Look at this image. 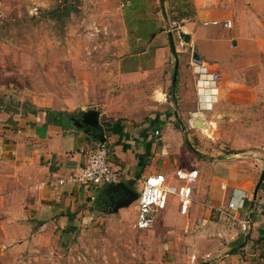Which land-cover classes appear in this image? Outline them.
I'll return each mask as SVG.
<instances>
[{
	"label": "crops",
	"instance_id": "1",
	"mask_svg": "<svg viewBox=\"0 0 264 264\" xmlns=\"http://www.w3.org/2000/svg\"><path fill=\"white\" fill-rule=\"evenodd\" d=\"M232 1L124 0L122 14L124 22L129 24L128 38L134 40L131 39L122 61L121 78L130 85L141 86L159 72L167 78L172 76V88L177 87L176 97L180 98L178 105L184 104L191 94V84L181 76V70L179 74V67L174 81L177 58L171 47L170 32L174 39L176 33L167 24L181 22V30L191 34L197 49L205 52L207 47H212L210 53L217 58L212 41L220 30L213 28L214 36L208 40L201 24L227 20L231 25L225 26L226 29L231 27L230 10L224 11L219 6L231 7ZM185 19L191 21L183 22ZM207 40L208 45L204 42ZM171 57L175 59V67L168 75ZM216 86L218 89L214 91L199 92L196 84L201 100L198 110L207 109L217 100L221 88ZM208 94H214L210 96L213 100L203 101ZM159 101V107L164 108L142 119L96 109L103 126L102 135L100 129L86 132V128L72 120V117L80 118L87 111L84 108L72 115L58 111L67 114L63 122L46 110L6 117L0 132L2 253H6L3 247L7 242L20 238H23L20 246H36L39 254L50 245L58 248L63 240L70 248L82 242L86 244V240L93 243L103 239L104 247L131 240L140 247L151 245L156 249L154 253L159 247L161 253L166 251V258L148 260L146 264H264V181L254 199L257 183L253 161H233V168L214 164L209 169L201 164L203 161L192 156L190 143L175 130L179 127V117L186 111L172 110L166 98ZM189 113L192 123L199 120L196 116L200 112ZM181 131L184 132V127ZM97 135L110 149V158L121 172V181L139 195L151 175L163 174L168 182L179 185L177 170H198L189 212H181L180 199L176 196L172 201H177V210L165 208L155 216L151 226L141 228L138 199L127 207L115 208L111 197L118 200L121 196L107 194L109 185L59 184V179L77 173L86 163L84 151L96 149L101 143ZM50 179L55 182L53 185L35 187ZM243 193L246 194L243 205L230 208L229 202H239ZM39 256L45 259L44 253ZM54 257H51L54 263L62 261Z\"/></svg>",
	"mask_w": 264,
	"mask_h": 264
},
{
	"label": "rangeland",
	"instance_id": "2",
	"mask_svg": "<svg viewBox=\"0 0 264 264\" xmlns=\"http://www.w3.org/2000/svg\"><path fill=\"white\" fill-rule=\"evenodd\" d=\"M123 1L0 0V132L6 117L32 110L72 115L82 108L99 109L142 119L164 108L159 100L166 98L172 110L186 111L175 130L192 146V156L209 169L214 164L233 168V161L252 160L257 183L264 168V0H233L231 7L219 6L230 10L233 24L227 29L231 25L227 20L201 24L208 40L214 36L213 28L220 30L212 41L217 58L211 55L212 47L198 50L195 40L183 41L178 26L167 24L175 28L179 74L181 70L191 84V94L181 106L172 76L159 72L141 86L121 78L122 61L134 40L128 38ZM193 51L203 55L202 65H210L209 70L221 76L219 96L204 110L197 108L199 64L192 60ZM170 59L168 75L175 67L174 57ZM207 100L213 98L208 95L203 101ZM193 110L204 117L203 125L191 122ZM174 198H169L168 211L178 209ZM20 240L7 242L5 254L0 247V264H146L166 258L160 247L154 253L151 245L140 247L131 240L104 247L103 239H98L72 248L63 240L56 249L46 247L42 259L36 246H20ZM52 255L62 261L54 263Z\"/></svg>",
	"mask_w": 264,
	"mask_h": 264
},
{
	"label": "built area",
	"instance_id": "3",
	"mask_svg": "<svg viewBox=\"0 0 264 264\" xmlns=\"http://www.w3.org/2000/svg\"><path fill=\"white\" fill-rule=\"evenodd\" d=\"M191 21L185 19L183 22ZM181 22H173L181 30ZM221 80L219 72L210 71L207 66H196V83L198 91L201 92L212 89H218L216 84ZM215 93V92H214ZM214 97V94H208ZM87 161L80 170L67 178L58 180L59 184L72 183L84 186L91 185H111L121 181V172L115 168L110 156V149L106 143H100L96 149L84 151ZM176 178L181 182L179 185H173L167 181L163 174H154L149 176L144 183L138 198L140 218L138 225L141 228L151 226L155 216L163 211L168 204L171 195L178 196L180 199V209L183 214L189 212L192 204L193 185L199 178V171L179 169L176 171ZM55 182L50 179L37 184L35 187H45L53 185ZM246 194H242L239 202L230 201L229 207L235 208L242 206ZM248 223V221H246ZM82 258V257H80Z\"/></svg>",
	"mask_w": 264,
	"mask_h": 264
},
{
	"label": "water",
	"instance_id": "4",
	"mask_svg": "<svg viewBox=\"0 0 264 264\" xmlns=\"http://www.w3.org/2000/svg\"><path fill=\"white\" fill-rule=\"evenodd\" d=\"M179 36L182 38L183 41L185 42H191V34L185 31H181L179 33ZM170 40H171V47L172 50L177 58V62H176V70H175V74H174V81L176 80L177 77V71H178V67H179V60H178V54H177V48H176V44H175V40H174V36L173 33L170 32ZM236 43V42H234ZM192 60L194 62H196L199 65L203 64V55L201 53H199L198 51H193L192 52ZM199 119V118H198ZM72 120L75 121V124L79 127H84L86 128V132H90L92 129H96V130H101V135L103 134V126L100 124L99 121V112L96 109H90L87 111H84L80 118H76V117H72ZM197 125L201 126V123L199 124V121L196 120L195 122ZM99 137V135H97ZM100 138V137H99ZM101 142H103L104 140L101 139ZM264 181V169L260 175V178L256 184V188H255V192H254V199H257V194L258 191L262 185ZM106 193L107 194H120L121 198H119L118 200H113V197H111L112 199V206H114L115 208H121V207H127L129 205H131L132 203H134L138 197L139 194L137 191L133 190L131 187H129L125 182H119L116 184H111L109 185V187L106 189ZM201 264H210V262H203Z\"/></svg>",
	"mask_w": 264,
	"mask_h": 264
},
{
	"label": "trees",
	"instance_id": "5",
	"mask_svg": "<svg viewBox=\"0 0 264 264\" xmlns=\"http://www.w3.org/2000/svg\"><path fill=\"white\" fill-rule=\"evenodd\" d=\"M34 111H36V110H34ZM47 113L50 116H54L56 118L61 119L62 122L65 121V120H67V114L65 112H58V111H54V110H47Z\"/></svg>",
	"mask_w": 264,
	"mask_h": 264
},
{
	"label": "bare ground",
	"instance_id": "6",
	"mask_svg": "<svg viewBox=\"0 0 264 264\" xmlns=\"http://www.w3.org/2000/svg\"><path fill=\"white\" fill-rule=\"evenodd\" d=\"M196 118H199V120H198V121H199V124L201 123V125H203V124H202V120H201V119H203V118L198 117V116H196Z\"/></svg>",
	"mask_w": 264,
	"mask_h": 264
},
{
	"label": "flooded vegetation",
	"instance_id": "7",
	"mask_svg": "<svg viewBox=\"0 0 264 264\" xmlns=\"http://www.w3.org/2000/svg\"><path fill=\"white\" fill-rule=\"evenodd\" d=\"M77 117H79V116H77Z\"/></svg>",
	"mask_w": 264,
	"mask_h": 264
}]
</instances>
